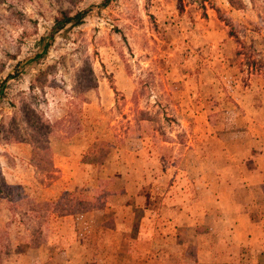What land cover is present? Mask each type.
<instances>
[{
	"label": "rangeland",
	"instance_id": "rangeland-1",
	"mask_svg": "<svg viewBox=\"0 0 264 264\" xmlns=\"http://www.w3.org/2000/svg\"><path fill=\"white\" fill-rule=\"evenodd\" d=\"M100 1L0 0V264H264V0Z\"/></svg>",
	"mask_w": 264,
	"mask_h": 264
},
{
	"label": "trees",
	"instance_id": "trees-1",
	"mask_svg": "<svg viewBox=\"0 0 264 264\" xmlns=\"http://www.w3.org/2000/svg\"><path fill=\"white\" fill-rule=\"evenodd\" d=\"M107 0H102L96 7L105 6ZM234 5L233 3H231ZM91 6L85 7L81 10L75 11L70 15H60L57 19L54 20L55 24L68 25V26H77L82 22V18L89 11ZM43 37H40V41L43 42L41 53L45 52L47 49V44L44 43ZM20 62L21 64L26 63ZM19 63V64H20ZM2 87L3 83H0V98L2 96ZM6 188H12V186L7 185ZM110 193L111 191H105L100 189L95 198L92 200H73L72 198L66 195H60L57 200L46 201V202H37L26 196H20V194H15V203L14 198L11 199V202L6 206L8 211H10V218H18L19 222L25 224L26 221H32L34 226V231L37 232V235L32 237L33 243L37 245L41 241H45V236L42 230L45 227L47 217L51 215H65L72 214L76 211H86L88 209L100 208L104 203V193ZM11 192L3 191V194L0 198H3L5 201H9ZM10 238L9 234L5 229L0 228V262L4 261L7 254L10 251Z\"/></svg>",
	"mask_w": 264,
	"mask_h": 264
},
{
	"label": "crops",
	"instance_id": "crops-1",
	"mask_svg": "<svg viewBox=\"0 0 264 264\" xmlns=\"http://www.w3.org/2000/svg\"><path fill=\"white\" fill-rule=\"evenodd\" d=\"M262 183V185H260ZM260 184H259V188H260V190L262 191V192H264V190H262V188L264 187V182H261Z\"/></svg>",
	"mask_w": 264,
	"mask_h": 264
}]
</instances>
